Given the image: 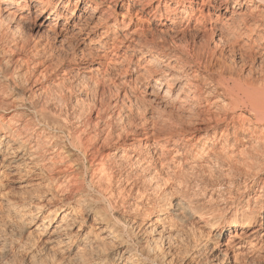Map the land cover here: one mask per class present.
<instances>
[{"label":"bare ground","instance_id":"bare-ground-1","mask_svg":"<svg viewBox=\"0 0 264 264\" xmlns=\"http://www.w3.org/2000/svg\"><path fill=\"white\" fill-rule=\"evenodd\" d=\"M155 2L148 17L162 25L205 23L196 13L215 10V44L232 49L243 41L249 71L204 68L199 50L174 42L162 50L156 34L132 30L134 16ZM125 3L138 9L122 14L128 22L118 18ZM64 12L71 21L59 36L69 31L79 55L97 65L140 53L138 61L170 65L154 89L181 116L167 114L161 135H116L100 110L92 118L76 105L80 112L68 116L47 85L28 92V70L7 55L38 42L15 40L17 26L34 15L37 31L56 32ZM198 133L212 138L193 144ZM246 250L258 258L246 259ZM256 258L264 260V0H0V264H258Z\"/></svg>","mask_w":264,"mask_h":264},{"label":"rangeland","instance_id":"rangeland-1","mask_svg":"<svg viewBox=\"0 0 264 264\" xmlns=\"http://www.w3.org/2000/svg\"><path fill=\"white\" fill-rule=\"evenodd\" d=\"M220 1L221 0H216V4L219 5ZM156 5H157V2L152 3V5L150 7H148V9L145 11L144 14L138 13L139 16L137 17V19L135 18L136 16H134V22H136V24H138L139 26L138 25H132V30H135L139 27V28H143L144 32L145 31H146V33L148 32L147 34H149V33H152L154 35L156 34L157 37H159V38H156L157 39L156 44L162 50H165L166 46H168V45L171 46V47L168 46L169 48H172L174 46V43H176L179 45H183L182 47L185 49L187 48L186 50H188L189 53L191 52V54H195V53L200 51L197 54L200 55V53H201V57H203L202 59H204V60H202V66L203 67L205 66L204 68L212 65L211 68L214 69V67H215L214 70L217 71V70H219L220 66H222L223 64L224 65L227 64L226 66L232 67V68L234 67L235 71H237L239 73L242 71L243 74H246L249 71V68L242 67L243 62L241 61L242 60L241 49L245 48V45H243L244 44L243 41H240L239 43L236 44L237 46L233 47L235 52H233V50H232L233 48L231 49V47H228L226 44L223 46L224 43L220 44V46H219V44L218 45L215 44L217 42V38L215 36L212 37V33H211L212 27L210 24L211 20L209 19L210 18L209 16L213 15L215 13V10L210 11V13H209L210 15H206V13H207V11H206L204 13V15L206 16L205 19H203L205 16L203 17L201 15V12L196 13V18H199L200 21L207 20V21H205V23L204 22L203 23H199V22L195 23L194 22V23H191L190 25L183 23V24H179L176 26H173V25L171 26L169 24L162 25L163 21H158L157 19L152 18L153 16L148 17L149 15H152V13H153L152 11L154 10L153 8ZM136 10H138V9H136V8L131 9V7H129L128 4L125 3L123 7H120V9H118V13L120 14V15H118L119 20L120 21L124 20V22H126V21L128 22L129 18L127 20V18H124L123 15L125 14V15L130 16L131 13L136 12ZM128 11H130V14H128L129 13ZM64 13L65 14H63V19L60 20V25L56 28H53L56 30L58 29L56 32H52V30L50 28H48V30L47 29L41 30L42 32L39 30L37 31L36 26H35V20H33L34 15H30V16H26V17H28L26 19V21L27 22L29 21L28 22L29 24L28 23L24 24V22H22L21 24H19L17 26L20 29L18 28V30L15 32V34L13 33L14 35L11 34L12 32L10 33V35H13L14 37H15V35L18 34L17 37H15V40H16V38H17V40H20V38L22 39L23 36L26 35L23 38V40H26L27 38H29V41L32 40L31 44L38 42V44H35L34 46L32 45L31 46L32 48L30 47L32 50L29 48L30 51L28 49L26 50L24 48H21L19 50V48H18L17 49L18 52L15 53L14 49L13 50L11 49V51H12L11 55H10V52H8L9 53L8 55L6 54L8 57L17 58V60H18L17 64L18 65L17 64L16 65L23 72L28 70L27 72H29V74L27 75V77H29L30 79L28 78L29 82L27 84L29 86H32V87L28 88L29 90L27 89L28 92H31V93L34 92L35 88L39 87L40 85H44V86L47 85L46 86V90L48 89L47 92H49V94L51 93L50 95H52V96H53V94H54V96L55 95H57V97L59 96V98L62 99L61 106H62V104H63V106L66 104L65 105L66 108H67V106L69 107V108H67V110H68L67 111L65 109V106L64 107L62 106V110L63 111L66 110L64 113L68 114V116L73 115V112L74 113L80 112V110H82V109L86 112L87 109H90L91 107H93V109H95V110H92L91 113H88L91 111V110H88L87 114L85 112L83 114L85 116H87L88 114H91L88 116L95 118L96 117L95 114H100L99 112L102 111L101 113L103 115H105L104 117L107 118V120H106L107 123H109L112 126V128L115 127L116 129H118V130L113 129V130H115L116 135H120L121 132H122L121 135H123L124 131H127V133L126 132L124 133L125 135L126 134L131 135L133 132V134H132L133 136H131V138H134L135 137L134 135L138 136V134L140 135V137H145V135H149V134L150 135H161V134H158L159 130H160L159 125L161 124L160 121H162V119H165L167 114L171 115V113H172V116L175 115L174 117L181 116L180 113H178L177 110L175 109V105L172 106L173 101L168 100L165 97H163L162 91H158V90L154 89L155 86H157L156 80L158 78H161V76L164 74H170L168 71L169 70L168 66H170V65L162 66L159 63H156L157 64L156 65V64L149 63L146 59H140V61H138L140 57L142 58V54L140 53V54H138V56H131L130 54H128L127 55L128 60L126 59L124 61L121 59H119V60L115 59L116 62L113 61V63L108 66L109 68H105V67L103 68V66L97 65L96 60L89 59L88 57H86V59H85L83 56H81L82 54H81L80 49H82V48L78 49V47H75V45H77V42L72 37V34L69 33V31L65 32L62 37L59 36L62 29L65 26V23L67 21H71V19H69L70 13L69 12H64ZM83 16H86V15H83ZM131 16H133V15H131ZM30 17H31V19H30ZM138 18L140 20H138ZM23 24L25 26H23ZM33 25H34V27H33ZM21 27H23V28L25 27V28L23 29ZM71 30H73V29L71 28L70 31ZM46 31H48V32H46ZM24 32H25V34H24ZM20 33H21V37H20ZM28 36H30V37H28ZM33 37L35 38V41H34ZM148 37H149V39H151L150 34L148 35ZM11 39H12V36H11L10 40ZM12 40H14V39H12ZM208 40H209V42H208ZM205 42H207V44ZM9 44H11V43H9ZM39 44H40V46H39ZM242 45H243V48H241ZM4 46H5V44L2 45V47H1V48H3V50L10 49V47H8L9 45L6 46L7 48ZM10 46H11V48H14L13 44H11ZM72 48H73V50H72ZM22 49L25 52H23ZM235 49L236 50L238 49V50L236 51ZM27 51H29V52H27ZM240 51H241V53H240ZM13 52H14V54H13ZM73 52H75L76 56L74 55ZM213 52L215 55L213 54ZM79 54H81V55H79ZM22 55L23 56L25 55V56L23 57ZM79 56H80V59L78 58ZM21 60L24 61L25 63H23ZM28 60H30V61H28ZM77 60H79V61H77ZM203 61L204 62L207 61V62L204 63ZM21 62H22V65L20 64ZM26 62L28 64H26ZM34 63L40 64V65L36 64L35 68H33L34 66H32V65ZM206 64H207V66H206ZM209 64H211V65H209ZM217 66H218V68H216ZM30 67H32V70H33L32 76H31ZM98 67H99V69L96 71L95 69ZM211 68H210V70H211ZM213 69H212V71H213ZM125 70H127V71H125ZM216 71H213V72H216ZM85 72H87V73H85ZM36 73H37V75L34 76ZM39 73H41L39 75L40 77H37ZM42 76L44 77V79ZM83 76L88 78V79H84ZM35 77L39 78L41 80L38 81V79H36ZM34 78L36 81H38V84L36 81H34ZM96 80L99 84L98 86L96 84ZM33 82L34 83L36 82V83L34 84ZM48 82H49L50 86H48ZM32 83L34 85H32ZM168 86L170 88H172L173 91L171 90V93H172V96H174L177 93L176 88L172 87L173 84L171 82L169 83ZM49 88H50V90H49ZM51 89H52V92H50ZM166 89H167V87H166ZM60 94H61V96H60ZM169 104H171V105H169ZM76 105H78V106L80 105L79 107H81L83 105L86 108H84L82 106V108H80V110H78V109L76 110V108H77ZM54 107H56V104H55V106H53V108ZM96 108H98V109H96ZM59 109H60V107H59ZM59 109H57V110H59ZM69 109H71V110L69 111ZM72 110H74V111H72ZM162 111H163L164 115H162L163 114ZM69 113H70V115H69ZM74 115H76V114H74ZM120 127H122V128L120 129ZM122 129H124V131H122ZM128 131L130 134L128 133ZM193 136H194V139H193L194 142L192 141V143L193 144L196 143V145H198L199 143L202 144L204 142L203 141L204 137H206L205 141L210 140L212 138L211 135H209V137H208V135H202V133H198V135H193ZM199 136H200V138H199ZM201 136H203V137H201ZM196 139H197V141H196ZM150 143L154 144V140H151ZM168 158H169V156H168ZM13 179H14L13 182L15 183L17 178L14 177ZM197 228L198 227H196L195 230H198ZM200 231H201V229H200ZM202 231H204V230H202ZM246 251L243 254V255H245V258L247 257L246 259H248V258L252 259V257L255 258L256 255L258 258V254L254 255L251 253V251H248V250H246ZM257 258H256V260H257ZM260 260L259 261L257 260L258 264H264V260L263 259H260Z\"/></svg>","mask_w":264,"mask_h":264}]
</instances>
